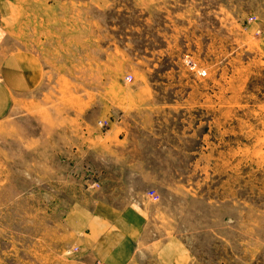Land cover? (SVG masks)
Returning <instances> with one entry per match:
<instances>
[{
	"label": "rangeland",
	"instance_id": "374dc122",
	"mask_svg": "<svg viewBox=\"0 0 264 264\" xmlns=\"http://www.w3.org/2000/svg\"><path fill=\"white\" fill-rule=\"evenodd\" d=\"M35 7L55 10L24 37L43 79L0 121V264H99L67 224L99 199L145 203L134 264L168 243L264 264V0Z\"/></svg>",
	"mask_w": 264,
	"mask_h": 264
},
{
	"label": "crops",
	"instance_id": "0c3cea01",
	"mask_svg": "<svg viewBox=\"0 0 264 264\" xmlns=\"http://www.w3.org/2000/svg\"><path fill=\"white\" fill-rule=\"evenodd\" d=\"M36 1L0 0V121L12 111L16 100L34 90L43 79V62L38 53L24 44V37L26 33H35L34 27L41 22L42 15H51L55 8L42 7L39 12ZM148 222L144 202L118 206L105 199L79 201L67 215L68 228L78 238L77 247L101 264H134ZM158 250V264L189 261V252L185 256L172 243L162 244Z\"/></svg>",
	"mask_w": 264,
	"mask_h": 264
},
{
	"label": "built area",
	"instance_id": "2783aa9c",
	"mask_svg": "<svg viewBox=\"0 0 264 264\" xmlns=\"http://www.w3.org/2000/svg\"><path fill=\"white\" fill-rule=\"evenodd\" d=\"M131 78H132V76L130 75V76H128L126 79H127V81H130ZM150 195L153 196V195H155V194H154L153 191H151ZM150 195H149V196H150ZM99 264H101V263H99Z\"/></svg>",
	"mask_w": 264,
	"mask_h": 264
}]
</instances>
